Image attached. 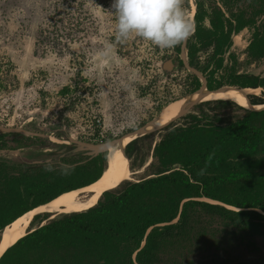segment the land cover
I'll return each mask as SVG.
<instances>
[{"label":"trees","instance_id":"trees-1","mask_svg":"<svg viewBox=\"0 0 264 264\" xmlns=\"http://www.w3.org/2000/svg\"><path fill=\"white\" fill-rule=\"evenodd\" d=\"M193 4L192 36L164 56L186 73L180 98L201 85L184 68V53L206 90L259 89L245 97L250 105H264V74L241 71L264 62V0ZM242 29L251 33L239 62L229 51L232 35ZM4 82L0 78V90ZM70 92L63 87L59 95ZM69 98L71 104L77 99ZM189 109L124 145L130 180L102 193L87 210L33 216L0 264H260L252 257L258 252L254 238L264 239V108L210 100ZM7 135L0 133V150L8 149ZM106 166V153L59 155L37 164L0 158V233L32 209L98 180Z\"/></svg>","mask_w":264,"mask_h":264},{"label":"rangeland","instance_id":"rangeland-1","mask_svg":"<svg viewBox=\"0 0 264 264\" xmlns=\"http://www.w3.org/2000/svg\"><path fill=\"white\" fill-rule=\"evenodd\" d=\"M193 2L183 4L191 20ZM111 4L112 0H0V78L5 80L0 133L16 128L34 134L7 135L8 149L0 150L1 159L37 164L56 162L59 155H84L75 142L99 143L129 135L140 126L146 130L169 104H186L189 95L179 96L186 73L164 59L171 49L137 36L117 41ZM250 33L242 29L231 37L229 52L239 62L245 59ZM107 45L112 48L102 64L96 54ZM241 71L262 75L264 62L242 66ZM63 87L71 90L64 97L59 95ZM73 94L77 99L71 104ZM125 163L131 179L126 158ZM254 242L258 252L253 261L264 264V239L256 237Z\"/></svg>","mask_w":264,"mask_h":264},{"label":"bare ground","instance_id":"bare-ground-1","mask_svg":"<svg viewBox=\"0 0 264 264\" xmlns=\"http://www.w3.org/2000/svg\"><path fill=\"white\" fill-rule=\"evenodd\" d=\"M257 91H259V89L246 88L238 90L223 87L217 90L208 91L201 88L189 95V99L186 104L181 102L169 104L165 111L159 117L155 118L149 126H147L146 130L153 131L165 126L178 118L181 111H184L185 107L193 102L228 100L242 108L250 110L262 109L264 108V105H250L245 97L248 94L256 95ZM132 138L134 137L131 135H124L119 142H117L115 147L108 148L106 152V170H103L104 173L102 172L97 181L88 186L65 192L48 203L38 206L25 213L23 216L18 217V219H15L14 222L5 227L0 233V255L6 248L25 235L27 229L29 228L30 221L34 219L33 216L46 213L50 215L49 218H52L54 215L58 214H67L87 210L97 203L96 201L102 193L114 189L121 182L126 181L129 178V173L126 171V163L122 153V148L126 143L132 140ZM128 180H130V178ZM80 194H82L83 197H87V199L84 200L82 197L80 198Z\"/></svg>","mask_w":264,"mask_h":264},{"label":"clouds","instance_id":"clouds-1","mask_svg":"<svg viewBox=\"0 0 264 264\" xmlns=\"http://www.w3.org/2000/svg\"><path fill=\"white\" fill-rule=\"evenodd\" d=\"M183 4L184 0H112L116 40L123 43L137 36L162 49L187 41L195 26L184 11ZM111 48L112 45H107L105 50L96 54V59L106 64ZM212 155L206 158L205 169L198 174H204Z\"/></svg>","mask_w":264,"mask_h":264},{"label":"water","instance_id":"water-1","mask_svg":"<svg viewBox=\"0 0 264 264\" xmlns=\"http://www.w3.org/2000/svg\"><path fill=\"white\" fill-rule=\"evenodd\" d=\"M183 48V45L182 47ZM184 53H182L180 55L181 57V60L183 62V66L184 68L193 73L195 76H197L200 81H201V85H200V88L199 89H205V80L202 78V76L195 70L189 68L186 63H185V57H184ZM170 65V64H169ZM198 89V90H199ZM201 102V101H200ZM196 103H199V102H193V103H190L188 104V107L184 109V111H181V114H179V117L182 116L183 114H185L186 110H188L191 106H193L194 104ZM3 132L4 133H22L26 136H33L34 134L32 133H29V132H26V131H23L21 129H16V128H5L3 129ZM148 131L145 130V127H141V128H138L134 131H132L129 135L133 136L134 138L137 137V136H141L145 133H147ZM122 137L118 138V139H113V140H109V141H104V142H99V143H90V142H75V145H76V148L77 149H84L86 152L84 153V155L86 157H93V156H96L97 154H100V153H106L108 148L109 147H115L117 145V142H119V140L121 139ZM133 139V138H132ZM97 180V179H96ZM95 180V181H96ZM94 181V182H95ZM93 183V182H92ZM90 183V184H92ZM89 184V185H90ZM88 186V185H87ZM59 196V195H58ZM79 197H83L82 194L79 195Z\"/></svg>","mask_w":264,"mask_h":264},{"label":"flooded vegetation","instance_id":"flooded-vegetation-1","mask_svg":"<svg viewBox=\"0 0 264 264\" xmlns=\"http://www.w3.org/2000/svg\"><path fill=\"white\" fill-rule=\"evenodd\" d=\"M236 37V36H235Z\"/></svg>","mask_w":264,"mask_h":264}]
</instances>
